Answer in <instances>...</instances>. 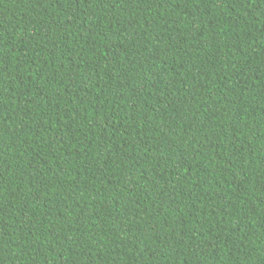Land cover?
I'll list each match as a JSON object with an SVG mask.
<instances>
[{"label":"trees","instance_id":"1","mask_svg":"<svg viewBox=\"0 0 264 264\" xmlns=\"http://www.w3.org/2000/svg\"><path fill=\"white\" fill-rule=\"evenodd\" d=\"M0 264H264V0H0Z\"/></svg>","mask_w":264,"mask_h":264}]
</instances>
